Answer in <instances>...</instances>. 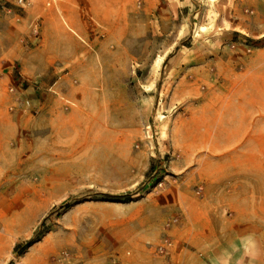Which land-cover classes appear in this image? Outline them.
I'll return each mask as SVG.
<instances>
[{"label":"rangeland","instance_id":"rangeland-1","mask_svg":"<svg viewBox=\"0 0 264 264\" xmlns=\"http://www.w3.org/2000/svg\"><path fill=\"white\" fill-rule=\"evenodd\" d=\"M56 1L12 5L13 22L0 28V116L11 120L0 223L17 230L18 245L35 241L11 264H264L263 165L245 180L251 201L237 202L227 180L218 193L196 172L176 171L171 140L185 64L264 45V0H196L171 23L127 38L116 49L130 58L105 60L102 74V114L125 116L102 123L81 121L95 101L71 92L79 76L60 61L57 72L42 71L44 15Z\"/></svg>","mask_w":264,"mask_h":264},{"label":"crops","instance_id":"crops-1","mask_svg":"<svg viewBox=\"0 0 264 264\" xmlns=\"http://www.w3.org/2000/svg\"><path fill=\"white\" fill-rule=\"evenodd\" d=\"M192 4L196 0H58L44 15L42 52L49 62L42 71L57 72L60 61L69 68V74L79 76L81 84L76 88L72 85L71 92L78 93L75 96L83 103L88 97L95 101L91 112H81L82 122H122L125 115L120 112L102 114L105 60L130 58L116 48L127 38L148 35L152 28L171 23L182 7ZM13 18L0 10V28H7ZM176 58L169 64L174 65ZM194 59L200 61L182 64L186 73L175 88L180 97L171 98L185 107L172 128L173 152L177 155L172 167L178 172H196L218 193L227 180V193L239 197L237 202H250L245 180L252 176L250 172L261 169L260 164L264 169V45L252 52L238 51L227 57L199 54ZM83 79L90 82V90ZM123 98H117V106H123ZM10 128L11 120L0 116V155L6 154ZM5 166L0 158V168ZM208 169L210 178H206ZM0 227V264H11L20 243L19 233L6 224L0 223ZM33 249L30 247L26 258Z\"/></svg>","mask_w":264,"mask_h":264},{"label":"built area","instance_id":"built-area-1","mask_svg":"<svg viewBox=\"0 0 264 264\" xmlns=\"http://www.w3.org/2000/svg\"><path fill=\"white\" fill-rule=\"evenodd\" d=\"M33 0H14L12 3L10 0H0V10H5L9 14L13 12V7H17L20 9H27L28 7L31 6ZM55 1V0H52ZM58 1V0H57ZM13 5V7H12ZM49 5H51V2H49ZM37 29L35 30V33H37ZM16 88L11 87L10 92L11 93H16ZM158 172L156 171L153 175V178L157 181L155 184V187L161 188L163 187V181L157 178ZM202 189V188H200ZM178 220L174 219L173 222L176 223ZM170 225V224H169ZM171 246V243L168 238L164 239L163 243L159 246V252L164 253L166 250Z\"/></svg>","mask_w":264,"mask_h":264},{"label":"trees","instance_id":"trees-1","mask_svg":"<svg viewBox=\"0 0 264 264\" xmlns=\"http://www.w3.org/2000/svg\"><path fill=\"white\" fill-rule=\"evenodd\" d=\"M105 198H108V199H111V200L123 199V198H118V197L115 198V197H107V196H105ZM125 199H127V198H125ZM34 243H35V241H30L25 246L17 245L15 250L20 249V248L23 249V251L17 253L18 255H21L22 252H24L25 250H27L28 248L33 246Z\"/></svg>","mask_w":264,"mask_h":264}]
</instances>
